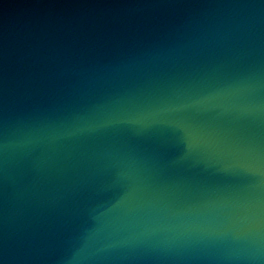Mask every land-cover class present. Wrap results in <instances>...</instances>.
Segmentation results:
<instances>
[{"label":"water","instance_id":"obj_1","mask_svg":"<svg viewBox=\"0 0 264 264\" xmlns=\"http://www.w3.org/2000/svg\"><path fill=\"white\" fill-rule=\"evenodd\" d=\"M0 264H264V0H0Z\"/></svg>","mask_w":264,"mask_h":264}]
</instances>
